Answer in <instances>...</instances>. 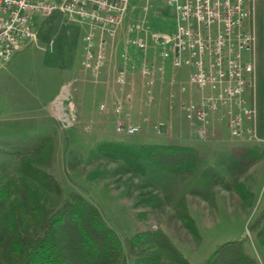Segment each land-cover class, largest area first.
<instances>
[{
  "label": "rangeland",
  "instance_id": "rangeland-1",
  "mask_svg": "<svg viewBox=\"0 0 264 264\" xmlns=\"http://www.w3.org/2000/svg\"><path fill=\"white\" fill-rule=\"evenodd\" d=\"M36 19L37 41L0 68V182L16 175L25 157L32 158L57 177L65 193L77 191L93 202L121 238L162 229L188 264H201L220 244L243 239L245 251L256 264H264V239L252 228L264 207V151L232 137L216 122L204 138L198 136L181 106L199 95L188 83L187 67L162 60L163 69L179 72L183 80L170 93L164 82L156 90L155 81L147 86L136 74L131 84L115 80L125 65L122 52L132 60L130 51L136 50L138 63L143 57L159 60L163 46L155 44L150 33L174 29V6L167 0H128L112 45L106 48L108 61H116V66L107 67V61L98 80L80 64L86 24L59 12ZM139 23L150 26L148 33L134 28ZM138 35L146 37L145 51L127 43ZM65 82L76 109L72 123L55 112L56 106L66 107V98H57ZM129 85L136 90L135 99L122 97ZM116 102L120 113L114 111ZM119 119L135 123L138 130H117ZM110 140L190 145L199 151L200 161L193 169L174 172L145 160V173H140L99 150ZM238 183L251 192L247 199ZM187 219L193 220L196 231L187 226Z\"/></svg>",
  "mask_w": 264,
  "mask_h": 264
},
{
  "label": "built area",
  "instance_id": "built-area-1",
  "mask_svg": "<svg viewBox=\"0 0 264 264\" xmlns=\"http://www.w3.org/2000/svg\"><path fill=\"white\" fill-rule=\"evenodd\" d=\"M176 11V28L172 33L151 32L150 36L163 48L159 63L146 57L136 64L126 52L120 54L125 63L115 73L119 85L128 82V72L138 70L146 85L154 81L162 60L170 59L174 67H187L188 83L199 95L183 101L186 117L195 123L199 137L204 138L214 122L224 126L234 138L255 143L261 138L255 130L256 109L251 98L255 84L254 50L256 35L248 21L253 14V0H167ZM128 0H0V68L24 46L38 39L36 16L42 18L59 12L76 22L86 24L82 36L81 66L98 80L108 61L106 48L120 26ZM138 31L148 33L150 26L136 24ZM128 44L145 51L146 37L131 36ZM184 89V87H183ZM69 87L63 85L59 99L66 107L55 112L68 123L75 120L76 109L69 102ZM127 99L131 93H126ZM105 108V103L100 104ZM120 102L114 111H122ZM117 130L133 133L135 123L119 119Z\"/></svg>",
  "mask_w": 264,
  "mask_h": 264
},
{
  "label": "trees",
  "instance_id": "trees-1",
  "mask_svg": "<svg viewBox=\"0 0 264 264\" xmlns=\"http://www.w3.org/2000/svg\"><path fill=\"white\" fill-rule=\"evenodd\" d=\"M99 150L145 173L143 161L169 171L193 169L199 151L171 142L103 141ZM25 157L16 175L0 182V264H188L162 229L121 238L100 209L77 191L65 193L57 177ZM241 196L251 192L238 183ZM187 226L196 231L191 219ZM252 228L264 239V207ZM201 264H256L243 239L227 241Z\"/></svg>",
  "mask_w": 264,
  "mask_h": 264
},
{
  "label": "crops",
  "instance_id": "crops-1",
  "mask_svg": "<svg viewBox=\"0 0 264 264\" xmlns=\"http://www.w3.org/2000/svg\"><path fill=\"white\" fill-rule=\"evenodd\" d=\"M250 25L253 26L255 35H256L255 50H254L255 84H254V88L251 91V98L253 99L255 109H256V117H255L254 126H255L257 135L261 138V140L255 143H251V144L255 145L256 147H259L261 151H264V0H253V14H252L251 19L248 21V26ZM175 28H176V11H175L174 29L168 33H172L175 30ZM108 45L111 46L112 42L109 41ZM130 53H131V59H132L130 61L138 63L136 62V60L139 58L138 56H136L138 52L136 50H133V51H130ZM149 59L152 61H155L156 63H159L158 62L159 60H153L152 56H150ZM115 62L116 61H113V60L108 61L107 67L114 68V66H116ZM169 62H171V60ZM167 70L168 69L162 68L161 71L156 72L154 75V81L156 83V90L164 85V88H167L168 92L170 93L171 89L173 88L176 89L177 84H180V82H183V80H181L182 78L179 76V72L177 71L168 72ZM135 74L137 78L139 77L140 79H142L141 78L142 76L140 75L139 71L136 69V70L128 72V78H129L128 83L131 84V82L134 79ZM163 82L165 84L160 86V83H163ZM65 84L67 83L65 82L60 86L59 91L61 87ZM128 88L129 89H126L127 91H125V94L122 97L125 98L126 93L131 92L130 89H132L134 95L133 93L131 94V99L132 98L135 99L137 97L136 90L134 89L133 86H130V85ZM134 105H136V103Z\"/></svg>",
  "mask_w": 264,
  "mask_h": 264
}]
</instances>
